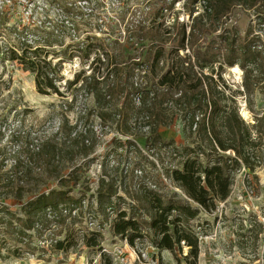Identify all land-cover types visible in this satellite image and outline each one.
<instances>
[{"label":"trees","instance_id":"obj_1","mask_svg":"<svg viewBox=\"0 0 264 264\" xmlns=\"http://www.w3.org/2000/svg\"><path fill=\"white\" fill-rule=\"evenodd\" d=\"M51 1L58 13L50 29L26 26L18 31L12 27L11 34L18 41V48L11 47L6 54L35 75L38 94L63 97L58 86L62 59L52 64L46 50L62 44L66 36H77L73 20L86 17L78 2L88 3L87 8H91L88 14L98 7L95 8L96 3L91 0ZM174 5L175 0H169L166 6L160 7L159 22L147 21L136 9L131 11L124 37L113 41L117 48L132 52L121 77L115 80L111 71L119 74L122 70V50L113 55L103 52L101 59H96L103 66L101 73L92 68L90 74L82 78V72L74 73L64 86L69 90L79 84L77 93L93 96L101 131L107 123L115 124L119 131L127 134L132 126L146 131L145 148L153 155L157 143L162 142L159 129L168 128L178 118L194 135L193 147L173 149L177 163L164 172L171 190L157 187L155 182L148 185L142 171L133 170L131 184L126 189L124 181L123 190L120 183L116 185L114 177H102L97 182L94 199L97 213L103 218L102 223L96 225L99 229L103 224L109 225L111 235L131 247L147 239L158 252L182 255V249L186 248L183 260L186 264H196L199 240L194 220L200 212H215L217 206L228 199L241 169L253 174L264 155L260 139L264 133V118L253 122L255 126H249L238 115L235 92L227 95V87L215 76L220 79L224 68L237 66L242 73L241 90L246 102L250 103L255 91L264 94V0H182L181 10L187 22L180 21L178 13L171 12ZM198 5L201 11L194 15ZM236 7L252 11L254 15V23H249L243 33L236 25L223 28L228 14ZM167 13L172 14L169 24ZM24 33L34 37L20 38ZM93 39L95 37H89ZM92 48L99 53V47ZM66 53L72 59L77 57L74 54L78 51H72L67 45ZM76 96L61 108L71 111ZM121 96L122 107L117 109L112 101ZM65 126L60 143L57 140L61 131L48 136L35 134L24 145L25 161H20L18 155L3 172L6 159L3 157L0 161L2 242L11 240L18 256L32 255L34 237L40 239L47 235L44 243L52 252L66 254L70 249L83 246L98 250L102 264H112L111 257L102 252L101 232L87 226L94 224L97 213L88 211L91 208L84 203L85 193H73L80 179L78 171L82 169V164L76 167L73 160L86 158L92 152L88 136L94 132L78 121ZM66 143L74 152L71 166L62 158V145ZM117 143V147H123L120 141ZM125 143L136 154L140 153L134 142L126 140ZM134 174L141 180L136 182ZM51 183H55L54 186ZM118 189L125 194L124 198L118 196ZM8 199L15 202L16 210H11ZM122 204L126 208H121ZM114 212V219L109 220ZM81 224L84 226L75 227ZM61 235L64 237L58 239Z\"/></svg>","mask_w":264,"mask_h":264},{"label":"rangeland","instance_id":"obj_2","mask_svg":"<svg viewBox=\"0 0 264 264\" xmlns=\"http://www.w3.org/2000/svg\"><path fill=\"white\" fill-rule=\"evenodd\" d=\"M91 1L96 3L94 7L98 8L90 14L88 13L91 8H87V3L82 1L79 3L86 17L73 20L77 25L75 31L77 36L75 38L66 36L61 41L62 44L51 46L46 50L48 51L47 59L52 64L62 59L63 64L59 74L61 82L58 86L63 97H59L55 94H38L35 87V75L25 69L23 63L10 60L9 55L6 54L7 49L18 48V41L13 39L11 34L12 25L24 24L23 21L28 18L32 4L26 3V0H0V6H9L5 10L6 12L10 10L9 22L0 19V161L3 157L6 159L2 172L10 168L13 159L18 155L20 161H25L24 145L34 138L35 134L48 136L61 131L57 140L60 143L67 129L65 124L71 126L78 121L92 128L94 134L88 136L89 144L93 145L92 152L86 158L73 160L76 167L82 164V169L78 171L80 179L73 193L77 195L85 193L84 203L91 208L88 211L97 213L94 192L97 182L102 177L105 179L114 177L116 185L120 183L123 190L124 181L126 189L129 183L131 184L133 170H140L142 175H145V182L148 185L155 182L157 187L165 186L171 190L169 183L164 179V172L177 163L173 149L193 147L194 135L190 134L183 121L178 118L168 128L159 129L158 133L162 142L157 143L153 155L145 148L146 131L132 126L127 134L125 131H119L115 124L109 126V123L101 131L99 119L94 111L93 96L83 92L77 93L76 88L79 84L76 88L74 86L69 90L65 89L64 82L71 80L74 73L82 72L80 78L89 75L91 68L94 72L101 73L103 66L96 59L97 57L101 59L103 52L113 55L122 50L123 63L120 65L122 70L119 74L113 69L111 71L115 80L121 77L120 75L125 73L124 69L127 67L125 64L128 63L132 52L131 49L117 48L113 41L118 40L117 37L121 40L124 37L131 11L136 9L147 21L159 22V9L166 6L169 0H128L127 3L124 2L125 0ZM181 8L182 0H175L171 12L178 13L179 20L187 22L188 18ZM122 18H125L124 21ZM171 19L172 14L167 13V24L171 22ZM253 19L252 11L236 7L228 14L223 28L236 25L243 33L249 23H254ZM220 31L218 28L217 33ZM89 37H95V39L89 40ZM105 38L108 40H103ZM23 39L29 40L28 36H23ZM67 45L72 51H78V54H74L77 55L76 58L70 59L67 53L64 54ZM92 47H99V53ZM89 49L92 51L90 52ZM92 59L94 61L91 65ZM220 75V79L217 75L215 76L221 85L227 87L226 94L235 92L236 109L240 118L243 119L241 111L244 110L248 117L243 120L249 126H255L253 122L264 118V94L255 91L250 97V103H247L241 90L242 75L238 80L230 68H224ZM75 94L77 96L73 109L71 111L62 109L61 105L69 103ZM112 102L116 104L117 109H120L123 96L114 98ZM138 125L141 127L142 121ZM260 137L261 151L264 152V133ZM126 140L134 142L140 153L136 154L135 150L125 143ZM117 141L122 143V148L117 147ZM169 141L171 145H168ZM62 150L63 162L71 166V156L74 152H71L67 143L62 145ZM125 169L127 170L124 174ZM134 175L136 182L141 180L138 174ZM54 184L51 183L53 186ZM118 196L124 198L125 194L118 189ZM7 202L10 203L11 210L17 209L14 201L8 199ZM121 208L126 207L122 204ZM115 214V212L111 213L109 220L114 219ZM95 216L94 224L92 226L87 224V226L97 230L99 228L96 225L98 222L102 223L103 218L99 213ZM193 225L199 240V256L196 264H264V155L261 156L260 164L253 174H249L246 169H241L235 176L228 199L219 204L215 212L212 214L200 212ZM80 226L83 227L84 224L75 227ZM101 227L99 229L103 236L101 249L111 257L112 264H158L159 261L162 264H186L182 258L187 254L186 248L182 249V255L169 251L158 252L147 239L141 243L136 242L135 246L131 247L125 241L113 237L109 225L103 224ZM38 237H34L35 250L32 255L25 253L18 256L14 252L16 246L13 242L7 239L3 243L4 236L0 233V264H102L98 250H88L78 246L70 249L66 254L55 253L49 250L47 243H44L47 235H43L40 239ZM63 237L64 235H61L58 239Z\"/></svg>","mask_w":264,"mask_h":264},{"label":"built area","instance_id":"obj_3","mask_svg":"<svg viewBox=\"0 0 264 264\" xmlns=\"http://www.w3.org/2000/svg\"><path fill=\"white\" fill-rule=\"evenodd\" d=\"M81 2V1H80ZM78 2V6L79 3ZM85 2V1H82ZM26 3L28 4H32V8L30 10V13L28 15V18L26 19V21H23L24 24H15L12 25V27H16L18 31H21L23 29V27H39L44 28V29H50V27L53 25L54 21L53 19L56 18V15L58 13L56 6L52 5V1L51 0H26ZM87 3V2H85ZM88 6V3L86 4ZM9 6H0V18L2 20H4L5 22H9L10 18H9V14H10V10H8V12H6V8H8ZM80 8L83 9V7L79 6ZM196 12L194 13V15H197L199 11H201V5H198L195 8ZM8 13V14H7ZM17 34H15L16 36ZM23 36H28L29 39H31L32 37H34L31 34H27L24 33L22 34V36H20V38L23 39ZM89 226H92L89 225Z\"/></svg>","mask_w":264,"mask_h":264},{"label":"bare ground","instance_id":"obj_4","mask_svg":"<svg viewBox=\"0 0 264 264\" xmlns=\"http://www.w3.org/2000/svg\"><path fill=\"white\" fill-rule=\"evenodd\" d=\"M230 70L237 77V79L239 80L241 75H242L241 70L237 66H235L233 68H230ZM241 116H242L243 119H246L248 117L247 113L244 110L241 111Z\"/></svg>","mask_w":264,"mask_h":264}]
</instances>
